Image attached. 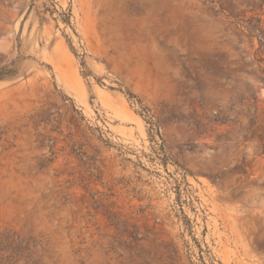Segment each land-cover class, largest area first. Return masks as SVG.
I'll use <instances>...</instances> for the list:
<instances>
[{"label":"rangeland","instance_id":"1","mask_svg":"<svg viewBox=\"0 0 264 264\" xmlns=\"http://www.w3.org/2000/svg\"><path fill=\"white\" fill-rule=\"evenodd\" d=\"M0 264H264V0H0Z\"/></svg>","mask_w":264,"mask_h":264}]
</instances>
